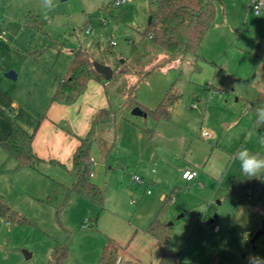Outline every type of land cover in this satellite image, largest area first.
Returning a JSON list of instances; mask_svg holds the SVG:
<instances>
[{
	"label": "rangeland",
	"instance_id": "rangeland-1",
	"mask_svg": "<svg viewBox=\"0 0 264 264\" xmlns=\"http://www.w3.org/2000/svg\"><path fill=\"white\" fill-rule=\"evenodd\" d=\"M117 1L0 0V136L12 122L38 128L74 51L116 70L105 89L114 122L92 146L102 207L69 195L75 176L64 169L16 171L0 148V196L26 219L14 225L0 218V264H48L57 246L68 248L65 264H99L109 242L126 253L118 264H159L149 228L160 211L177 264L264 259V235L252 243L264 223V175L246 177L233 159L241 148L264 154V127L247 108L264 93V10L256 14L251 0H220L202 60L170 61L144 34L155 0ZM10 71L16 81L5 77ZM173 84L182 93L173 122L132 115L130 99L155 109ZM179 165L199 177L183 181ZM163 193L174 202H162Z\"/></svg>",
	"mask_w": 264,
	"mask_h": 264
},
{
	"label": "trees",
	"instance_id": "trees-1",
	"mask_svg": "<svg viewBox=\"0 0 264 264\" xmlns=\"http://www.w3.org/2000/svg\"><path fill=\"white\" fill-rule=\"evenodd\" d=\"M219 1L155 0L156 11L144 34L157 47L169 54L170 61L182 60L188 56H194L201 61L199 53L206 35L215 26L216 5ZM38 23L43 24V21L38 20ZM94 63L105 65L95 60L93 53L87 50L80 48L74 51L64 78L57 82L50 104L71 106L85 93L89 82L94 80L105 83V77L95 70ZM115 71L113 70V75ZM120 72L123 73L124 69ZM181 98L182 93L173 84L155 109L141 107L136 96L130 99L129 103L133 105L132 109L139 106L147 114L145 118L150 117L160 122L172 119L174 108ZM259 105H264V93H260L256 100L247 102V108L255 114V109ZM113 122L114 111L101 110L94 117L88 135L79 139L80 145L73 156L72 173L75 175V182L68 189V194L82 196L99 207L104 205L105 195L102 189L92 181V146L97 132ZM32 142L33 137L13 122L9 135L0 141V148L7 153L8 158L15 161L16 171L38 169L41 166L42 160L34 152ZM171 201L172 196L168 195L165 203L170 204ZM162 216L163 211H160L154 218L149 232L159 242V264H177L178 257L169 246L171 229L163 222ZM0 218L14 225L26 222V219L11 208L1 196ZM119 255L120 247L109 242L103 249L99 264H118ZM68 256L67 247L57 246L48 264H65Z\"/></svg>",
	"mask_w": 264,
	"mask_h": 264
},
{
	"label": "crops",
	"instance_id": "crops-1",
	"mask_svg": "<svg viewBox=\"0 0 264 264\" xmlns=\"http://www.w3.org/2000/svg\"><path fill=\"white\" fill-rule=\"evenodd\" d=\"M203 60L204 62H206L205 59ZM212 63L216 67H220L215 62ZM108 84H109L108 82L104 83L94 80L89 82L88 88L85 91V93L79 98V100L75 104L71 106L49 103L43 114H40L39 112L38 116L41 119L39 126L36 129L33 128L32 124H28L26 122H23L24 124H21L23 126V129L27 130L28 133L32 132L31 136L33 137V142H32L33 150L36 153V155L42 160V164H46L47 166L50 167H60L64 169L67 173L74 175L72 173L73 156L80 145L79 139L84 138L88 135V133L91 130V123L94 117L101 110H107V109L112 110L113 109L112 106L114 107V105L108 99L107 93L105 92V89L108 86ZM153 121L156 122L154 119ZM162 121H166V120H162ZM167 122L169 123L173 122V116L172 119ZM5 128L6 129L3 130L4 132L3 136H0V141L4 140L11 131V127H5ZM152 132L155 133V131ZM9 159L10 158H8L7 160ZM230 160H231L230 156L226 155V161H228L227 163H229ZM13 162H14L13 164L14 167H16V163L14 160ZM91 162L92 164L96 163V159L93 157L92 154H91ZM204 166L207 167V165ZM176 167L177 168H175L176 170L174 171L178 172L182 170L183 181L190 182L199 177L198 171L194 170V168L193 169L188 168L186 165H179ZM188 171L197 173V175L192 180L184 179L183 176ZM91 176H93V172ZM167 196L168 194L165 193L161 195L160 198L162 202H165ZM173 199L174 197L172 196V201L174 202ZM220 202L221 201H219V203ZM119 257L121 259L125 258L126 253L125 252L120 253Z\"/></svg>",
	"mask_w": 264,
	"mask_h": 264
},
{
	"label": "clouds",
	"instance_id": "clouds-1",
	"mask_svg": "<svg viewBox=\"0 0 264 264\" xmlns=\"http://www.w3.org/2000/svg\"><path fill=\"white\" fill-rule=\"evenodd\" d=\"M252 4L255 6L254 11L256 14H260L259 9L264 4V0H261V3H257V0H252ZM53 9L54 7L49 10ZM255 112L256 123L264 127V105H259L255 109ZM258 143L264 146V135L258 136ZM233 159L239 161L240 169L246 177L258 178L264 175V154L252 152L247 148H241L235 153ZM247 260L248 264H264V259L254 255L248 256Z\"/></svg>",
	"mask_w": 264,
	"mask_h": 264
},
{
	"label": "water",
	"instance_id": "water-1",
	"mask_svg": "<svg viewBox=\"0 0 264 264\" xmlns=\"http://www.w3.org/2000/svg\"><path fill=\"white\" fill-rule=\"evenodd\" d=\"M65 1V0H63ZM152 18L153 17H150L149 19V24H151L152 22ZM94 67H95V70L103 75L105 77L106 80H110L112 79L113 77V70L111 67L109 66H105V65H101L100 63H94ZM5 77L9 80H13V81H16L17 80V74L14 72V71H10L8 72ZM132 115L136 116V117H146L147 114L141 110L140 107H136L133 109L132 111ZM218 216L216 215L214 217V219H216ZM211 223H214V220L211 221ZM264 235V223L262 224V226L260 227V229L256 232V234L254 235V238L252 239V243H256L257 240H259L262 236ZM25 256H26V259H31L32 255L29 254V253H26L25 252Z\"/></svg>",
	"mask_w": 264,
	"mask_h": 264
},
{
	"label": "built area",
	"instance_id": "built-area-1",
	"mask_svg": "<svg viewBox=\"0 0 264 264\" xmlns=\"http://www.w3.org/2000/svg\"><path fill=\"white\" fill-rule=\"evenodd\" d=\"M125 2H127V0H118L115 5L116 6H121ZM251 3H252V0H251ZM257 3H261V0H257ZM252 6H253V9H254L255 6L253 4H252ZM263 10H264V4H262L261 8L259 9L260 14L263 12ZM260 14H258V15H260ZM205 136H207V133H206ZM196 175H197V173H193V172L188 171V172H186L184 174L183 177H184V179L191 180ZM133 180L135 181V183H143V180L140 177H137V176H134Z\"/></svg>",
	"mask_w": 264,
	"mask_h": 264
}]
</instances>
